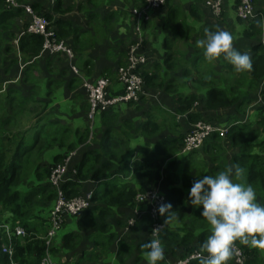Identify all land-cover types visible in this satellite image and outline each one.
I'll use <instances>...</instances> for the list:
<instances>
[{"label": "trees", "instance_id": "obj_1", "mask_svg": "<svg viewBox=\"0 0 264 264\" xmlns=\"http://www.w3.org/2000/svg\"><path fill=\"white\" fill-rule=\"evenodd\" d=\"M17 1L31 4L35 12L47 16L49 19L48 28L54 33L55 39L64 41L72 49L75 58L77 55L87 56L93 50V46L98 43L97 38H104L108 30L112 28L109 23L100 21V25H94V31L91 34H85L83 30H77L79 27L83 28L82 25L77 24V21L82 22L81 14L73 11L80 8L86 9L88 4H84L83 1V4L76 6L72 1L68 3L65 0H55L54 6L50 7L49 10H44L37 1ZM228 1L225 2L228 3ZM111 2L112 0H107L106 5ZM169 2L170 0L167 3ZM87 3H92L94 9L86 10V15L91 18L100 17V11L95 10L100 6V3H93V1H87ZM233 5L236 7V1ZM193 7L200 9L198 6ZM197 9L192 11H197ZM175 11L177 10L174 7L168 8L167 16L159 25L160 28L167 30L169 33L164 39V45L167 49L171 47L170 36H174L175 32L179 33L176 28L171 26L176 16ZM221 13L220 20H227L228 11L225 9ZM25 14L22 7L14 8L9 6L6 0H0V42L5 41L9 33L14 39L17 35L14 25L19 19L22 21V33L18 34L16 42L6 45L7 52L0 53L5 61V65L0 66V69H2V72H0V220H18L26 232L25 235H14L11 240L0 233V264H11V259L3 251V246L11 248L13 252L12 260H15L18 264H40L46 251L45 236L48 235L49 213L58 197L55 187L49 182V178L53 169L57 166H63L65 159L74 150H77L76 154L78 152V156L71 157L69 170L76 168L77 173L68 176L61 184V189L67 198H73L83 194L81 192L85 184L91 181L92 186L86 187L85 191L92 190L93 196L91 205L87 209L82 211L76 218H67V222H71L69 219L76 221V227H74L76 229H66L60 240L52 245L51 254L53 253L54 257L58 255L61 257L66 254L65 251L77 254L82 246H85L86 238L90 239L92 236L104 235L108 232L106 242L102 243V258L106 256L107 259L114 250V248L109 250L110 244L114 245L113 242L116 241L118 235L109 232L111 229L110 219L115 217L117 211H120L122 221L119 224L122 231L126 225L124 217L128 216L125 215V212L132 211L134 214V208L138 205L136 196L138 193L147 192L143 190L147 189V185L153 181L154 177L153 171H144L143 165L135 161L133 163L135 166L134 176L140 183L139 191L142 192H138L136 182L126 181L118 188L115 182L109 181L110 178L117 175L128 174L131 160L125 156L130 137H133L135 133L143 132L147 134L156 129L159 134L163 129L170 128L169 132L176 135L173 141L163 138L156 143L155 150L150 149L149 143L143 149L145 157L155 161L173 157L175 145L182 148L184 144L186 135L176 134L175 132L181 125L176 118L178 114L186 115L185 119L190 123L188 131L198 121L210 123L220 128L226 127L229 123L240 122V117L246 114L245 108L247 105L255 100L252 97L253 92L255 94L264 78V46L260 39L263 32L260 27L261 20L258 21L259 17H257L258 20L256 18L250 20L239 35V37L252 40L250 42L252 46L249 49L252 62L250 71L236 72L230 64L225 70L226 75H232L229 76L230 80H228V77H224V80H216L211 76L193 77V81L197 82V86H191L190 93L177 94L178 107L175 111L176 114L168 111V114L161 120L154 116H148L137 126H135L136 123L132 119L124 117L121 106H132L144 96H141L139 101L112 105L100 112L96 119L97 126L92 130L88 125L75 126V124H72L73 120L66 121L61 118L64 113L61 112L60 105L54 103V96L58 89H61L64 85L73 88L75 84L80 82L79 77H68V81L63 79L68 71L62 69L63 66L58 65V62L62 59L60 54L66 56L65 53L62 51L51 53L45 50L44 36L26 31L31 19H24L23 16L27 15ZM71 14L77 15L76 20L70 17ZM94 15L97 16L92 17ZM160 18H162V15H160ZM145 21L150 20L147 19L143 22ZM149 23L145 22L143 24L149 25ZM95 33L96 37L94 36ZM229 33L232 35V32ZM67 38L72 42L70 46L67 43ZM144 38L145 45V35ZM122 41L126 42L122 38L117 45H114V50L115 47L121 46L119 44H122ZM233 43H235L234 37ZM88 47H91V49L88 50ZM127 50L117 51L112 56V67L103 70L101 75L108 78L110 75L114 76L115 71L119 72V67L126 63L124 57ZM195 53H198V51H195ZM40 56L46 57L45 66L48 72L43 97L39 94L44 77L40 78L31 73V71L40 73L38 64ZM198 59L199 55H196L193 59L196 65L199 64ZM28 61H32V63H27ZM89 62L90 60H87L85 66L89 65ZM164 62L167 64L165 66L178 70L172 62V52L166 51ZM191 65L189 68H183L182 78L191 77L193 73L201 75L203 70L199 66L194 70ZM15 67H17V70H14ZM158 67L159 64H155L153 68H143L141 70L144 90L149 94H153L151 90L176 91L179 84L165 82V75L168 72L167 67H163L162 71H159ZM88 73L90 72L88 71ZM86 77L89 78V76ZM117 79H111L112 83L109 82L111 85L109 84L108 90L111 96L121 91L119 78ZM116 81L117 88L113 91ZM180 84H184V82L182 81ZM86 93L75 94L73 98L75 102L81 101L82 108L84 107V110L87 111L89 105L86 104V107L84 103L87 101ZM261 94L264 96V92ZM262 99L263 103H259L257 107L261 114L257 127L252 128L250 123L241 122V124H235L228 128V131L224 133L215 132L211 134L215 140L226 136H229L231 140H238L235 145L240 149L241 156L234 158L233 163L243 168L245 182L253 187L257 199H259L257 202L260 204H264V97ZM79 108L81 112V107ZM76 110L77 105H74L72 111ZM131 129L135 131L130 133ZM32 132L35 133L34 140L28 143V137ZM90 136L91 139L89 140ZM154 136H156V133H154ZM253 141L256 142L255 145L259 148L256 153L251 150L254 147L251 144ZM54 149H59V151L51 157H47V154ZM197 150L188 154L192 155ZM218 168L219 171L222 170L217 167L213 172H218L216 171ZM167 169L166 179L168 183L172 184V187L169 190L166 188L163 190L166 197L165 204H171L172 206V209L167 210L166 214H170L173 219L166 223L165 216H161L159 219L162 228L159 231L158 238L164 248L165 255L164 260L160 261L159 264H176L179 260L188 258L194 252H199L200 244L210 233L209 225L206 220L199 217V214L195 215L196 218H194L195 216H191L192 218L188 216L184 194L175 185L179 181L176 172L177 162L174 160L169 162ZM69 170L67 174L72 175ZM207 175H211L210 172ZM140 208H143V206L141 205ZM140 218L139 221L136 218L134 224L130 227L133 231H136L143 226H148V238L138 243L136 247L138 259L146 251L142 250L140 245L153 237V226L158 222L149 212L143 213ZM67 222L64 223V230ZM234 244L243 251L245 255L244 264H263L264 249L249 247L239 243V241H234ZM119 245L120 248L116 249L117 254H121L123 251L125 255L129 251L128 249H131V246L123 243V241ZM84 249L88 251L86 247ZM90 254L88 264H100L98 262L101 257L100 253L92 251ZM68 257H71V255H68ZM60 259H58V264H69L66 261L60 262ZM134 260L137 261V258ZM123 262L124 259L122 258L120 264H123ZM74 264H78V262ZM187 264H199V258L191 259ZM228 264H237L234 255Z\"/></svg>", "mask_w": 264, "mask_h": 264}, {"label": "crops", "instance_id": "obj_2", "mask_svg": "<svg viewBox=\"0 0 264 264\" xmlns=\"http://www.w3.org/2000/svg\"><path fill=\"white\" fill-rule=\"evenodd\" d=\"M32 1H37L42 5V8L44 10H49L50 7L54 6L55 4V0H32ZM65 1H69V0H65ZM72 1V3H74L76 6H79L80 4H83L82 1L84 2V4H88L87 8H80L82 11H86L90 8H93V4L92 3H87V1H93V3H100V6L95 8V10L100 11V17H96V18H91L90 16L83 14L81 15V21H77L78 25H82L83 28L79 27L77 28V30L80 31H84L85 34H91L94 31V25H100V21H103V23H109V26H113L114 29L115 27H119L120 23L117 22V19L119 20H123L122 18H124V16H126L125 18L129 17V15H124L121 11L120 8L123 9V4L124 2H127L129 0H112V2L109 5H106L107 0H70ZM131 2H138L136 4V6H140L142 7L144 5V0H130ZM183 0H170L169 3L168 0L166 1V3L158 10H156L148 20L150 21H145V22H150L149 25H145L143 23L145 22H138V20L134 17H132V22L131 25L132 27L128 30V33H125L124 36L120 37L119 42L121 41L122 38H124L126 41H132L129 46H128V50H127V54L124 57V61L126 62L125 65H121L120 67L126 66L128 64V53L130 50V47L135 44L136 42L139 41L140 36L142 37V52L143 54L146 55L147 57V62L143 65L139 67L138 72L140 73L141 70L143 68H153V66L155 64H159L158 70L162 71L163 67H167V74L165 75V82L166 83H173V84H179V88L175 91H169V92H165L163 89L162 90H151V92L153 94H149V95H144V97L138 102L133 104L132 106L129 105H124L121 106L122 107V112L124 114V117H128L130 119H132L136 125H139L141 122H143L146 118H148V116H154L156 117L158 120H161L159 117L161 116V111L156 113L154 110V106H155V102L158 100V96L160 94L161 97L159 100H164L165 102L163 103L166 106V109H162L165 113V115L169 113H174L176 114V109H177V94H181V93H190L191 92V86H197V82L195 81L192 83H189L188 81V77H184L182 78V71L184 67L189 68V66L193 63V59L195 58L196 55H199V63L203 61V59L207 62V64H202L201 65H210V66H215L217 65L216 63L213 62H221L229 65L230 63H228V61H226L223 56L217 58L216 60H212L211 62H209L208 60H206L203 56V53H201V51H203V49L201 47H198L196 42L198 40H203L204 39V33H205V29L207 28H212L213 26L218 27L219 29L225 28V27H230L232 30H234L236 28V26H238V24L236 23V21H234L235 19L241 20L237 17L236 15V8L233 5L234 1H228L225 2L223 4V10H227L228 11V18L227 20L221 21V14L219 15H215L212 11V8L208 5V1L209 0H187V2H183L182 4H180L179 2ZM186 3V4H185ZM255 3V10L257 13V17L259 15H264V0H254ZM24 4V3H23ZM31 5V4H29ZM181 6L183 7V9L181 8ZM193 6H198L200 7V9L198 10L197 8H194ZM120 7V8H119ZM174 7L175 10V18L171 24L172 28H176L177 31H179V33H174V36L171 35L170 36V48L167 49L164 45L165 41V37L167 35H169V33L167 32V30H164L163 28H160L159 25H161L162 20L167 16V12H168V8H172ZM193 7V8H192ZM94 9V8H93ZM197 11H192V10H196ZM111 11V12H110ZM126 14L128 13V10H125ZM113 12V19L111 21V14ZM108 13V14H107ZM42 15V14H41ZM101 15H103L101 17ZM160 15H162V18H160ZM97 15H94L92 17H95ZM47 17V16H46ZM48 19V18H47ZM183 19V20H182ZM21 20V19H19ZM18 20V21H19ZM49 20V19H48ZM181 20V21H180ZM17 21V22H18ZM109 21V22H107ZM111 21V22H110ZM176 21H180L179 23H181L180 25L177 23ZM232 26V27H231ZM17 28V24L15 23L14 25V30L16 31ZM109 31V30H108ZM144 35L146 36V41H145V45H144ZM9 37L10 33H9ZM161 38V40H159ZM177 39V40H176ZM16 42V37L9 42V44H14ZM155 43V46L152 47L151 43ZM121 45V43L119 44V46ZM234 45V44H233ZM91 47H88V50H90ZM93 49V48H92ZM156 50V53L153 52ZM174 50V52H173ZM107 51L109 52L108 55H103L100 53L99 56H102V58L100 57H92V50L87 54V56L82 57V56H76V58H74V62L71 63L69 62V66L71 71L72 70V66L75 65L79 71V74H75V77H79L80 82H78L77 84H75V86L73 88H68L66 85H64L63 87H61V89H58V91L56 92L55 96H54V103H56L58 106L59 105H63V106H59L61 109V112L64 113V115L61 117L62 119H65L66 121H72L73 120V125L75 124V126H85L88 125L90 127L91 123L90 120L88 118V113L90 111V107L89 109L86 111V109L84 110V107L82 108V104L81 101H78V105H77V110L76 111H72V107L70 106H66L64 104H68L70 102L74 101V104L76 103L74 100V95L75 94H84L86 93L85 88L83 87V79L82 77H86L89 76L90 78L92 77H105L107 78L105 75H101L102 71L105 70L106 68H110L112 67L111 65L113 64L112 62V58L110 56V51L109 49H107ZM166 51L168 52H172V62L174 63L175 67L178 68L177 69H173V68H169L165 62H164V55L166 53ZM176 51V52H175ZM195 51H198V53H195ZM63 52V51H62ZM52 53V52H51ZM65 53V52H64ZM62 58H66L67 54L65 53L66 56H64L63 54ZM73 57H74V53H73ZM58 58V57H56ZM67 59V58H66ZM90 60L89 65L85 66L86 61ZM68 61V59H67ZM27 63H32V61H28ZM46 57L40 56L38 58V64H39V68H40V73L37 72H32V74L37 75L38 77H44L43 82L41 83V90H40V96L43 97L45 94V81H46V77L48 75V72L46 70ZM165 64V65H162ZM74 66V67H75ZM221 65H218V68ZM119 67V68H120ZM118 68V69H119ZM218 68H215L216 70H218ZM181 69V70H180ZM14 70H17V67H15ZM222 71V78L219 80H224V77H228V80H230L229 76L232 75H226L225 70L220 69ZM88 71L90 73H88ZM156 71V72H159ZM181 73V75H180ZM60 75V74H59ZM74 75L72 74H68V76H63V79L65 81H68V77H74ZM141 75V73H140ZM119 78V73L118 71L114 72V76H109L107 79L110 83L111 79H117ZM214 78V77H213ZM110 79V80H109ZM118 81V79H117ZM117 81L114 84L113 87V91H115V89L117 88ZM184 82V84H180V82ZM264 81L263 80L260 82L259 88L258 90L255 91V94L253 92V98L255 100H253L251 103H249L247 105V109L245 108V113L243 116L240 117L241 121L240 122H233V123H229V125H227L229 128H231L233 125L235 124H241V122L244 123H250L251 127H257L258 124V119L260 117V113L257 110V107L259 105V102L261 101V103H263V99L262 97V92H264V90L261 88L262 83ZM111 85V84H110ZM84 91V92H83ZM27 93V91H26ZM86 97H87V101L84 102L85 106L87 107V105L90 106V102H89V98L88 95L86 93ZM87 104V105H86ZM81 107V112H80V108ZM136 107V108H135ZM160 108V107H157ZM179 115V114H178ZM177 115V120L181 123L180 125V129L177 128L176 129V134L177 133H182L184 134V136L186 135V132L188 131L189 127H190V123L187 122L186 115L183 114L184 116H182V114L179 115L178 117ZM170 117V115H168ZM192 124V123H191ZM170 128H165L163 129L162 132H160L158 134V130H153L150 133H143V132H139V133H135V135L133 137H130V141L127 145V150H126V158L131 160L130 166H129V170H128V174L125 175H117L115 177H112L109 179L110 182H115L116 186L119 188L120 186H122L123 182L126 181H133L136 182V186L138 187V192H142L139 191V188L141 187L140 183L137 181V179L134 176V162L138 161L143 165V169L144 171H153V181L150 182L147 185V189L143 190V191H147L150 188H154V187H158L157 183L159 181V177L157 175L156 168H160V166H162L164 163L168 164L169 162H171L172 160L177 162V174L179 176V181L178 183H176V186L182 189V192L184 194L185 197V208L188 211V216L189 217H194L195 215L199 214V217L201 218L200 212L202 210V206L200 208H197L193 205H191L188 202V192L189 189L191 188V185L193 183V181L195 179H198V176H202V175H207L208 172H210L211 175H215L217 172H213V170H215L217 167H220V169H224L225 167L234 164L233 163V159L234 158H239L241 155V151L240 149L237 147V141L238 140H231V138L228 136H226L225 138L222 139H218L215 140L212 136L206 138L204 140V144L202 145V147L200 149H198L197 151H195L192 155L188 154H184L182 155L180 153V148L178 145H175V151L173 154V157L170 158H166V159H157L155 161H151L150 159H148L147 157H145L144 153H143V149L147 146V143H149V147L152 150H155V146L156 143L158 141H161V139L163 138H168L170 139V141L174 140V137L176 135L171 134V132H169ZM135 130L131 129L130 133H133ZM154 133H156V136L153 137ZM92 136V135H91ZM91 136L89 137V140L91 139ZM225 136V135H224ZM223 137V136H222ZM149 141V142H148ZM260 141V139H259ZM257 142V140H256ZM256 142H251V144L254 145L253 149H251L254 153H256V151H259L258 146H256ZM59 149H54L53 151L49 152L47 154V157H51L52 155L55 154V152H58ZM77 150L72 151V155H78V152L76 154ZM133 164V165H132ZM223 167V168H222ZM71 171L72 175H68L66 173L65 175V179L69 176H73L77 173L76 168L69 170ZM219 171V168L216 170ZM162 173V170L161 172ZM159 173V176H160ZM167 176V174H166ZM64 179V180H65ZM63 180V181H64ZM62 181V183H63ZM239 183H243V184H247L245 182V176H242L241 181H237ZM61 183V184H62ZM87 183V182H86ZM92 186V182H88L87 184H85V187L83 188L82 192L83 194H79L77 196H83L85 195L87 192L92 191V190H86V187H91ZM55 187V186H54ZM160 187V186H159ZM161 187L164 189L165 187L169 190L172 187V184L168 183V181H162L161 183ZM56 189V188H55ZM62 190V189H61ZM63 191V190H62ZM57 192V189H56ZM93 192V191H92ZM58 194V192H57ZM259 200V199H257ZM198 212V213H197ZM125 216L124 219L126 220V225L123 228V230L121 231L120 228V224L119 222L122 221L121 219V212L117 211V214L115 215V217H113L112 219H110V223H111V229L109 230V232H114L117 233V238L116 241L114 240L113 244H110L109 250L113 249V252H111V254L107 257L106 256L104 258H101L100 260H98V262H100V264H120L121 263V259H124L123 264H128L129 259L132 257L137 258V261L132 264H147V261L144 259L143 254L141 256V258L138 259V252L134 250V248L137 247L138 243H141L144 239L148 238L147 235V231H148V226H143L142 228L133 231L132 228L128 229V222L130 220L131 217H134V214L132 211H126L125 212ZM120 217V218H119ZM191 217V218H192ZM196 218V216L194 217ZM141 218H139L137 221H139ZM71 222H67L68 220H65V223L67 222V224L65 225V230H71L74 227H76V221H72ZM136 221V222H137ZM13 222L15 224H20V222L18 220H13ZM21 225V224H20ZM127 228V229H126ZM132 230V231H131ZM85 234V233H84ZM109 233L106 232L104 235H95L90 237V239L85 241V246L83 245L82 248L80 249L79 253L77 254H73V252H69V251H65L66 254H60L62 255L60 258V262H64L66 261L69 264H74L77 262H85V260L87 258H89L91 256V252L92 251H97L98 248L100 247L101 250L99 252H103V247H102V243L106 242V236H108ZM153 239V237L151 238ZM93 240V241H92ZM123 241V243H127L131 246V249H128L129 251L124 255L123 251L121 254H117L116 253V249L118 250L120 247L119 243ZM91 244L89 250H85L84 248L86 247V245ZM112 247V248H111ZM98 252V251H97ZM68 255H71V257H68ZM53 259L56 262V264H58V260L56 259V257H54L53 253H52ZM59 256V255H58ZM112 258H115L114 262L108 261ZM86 264V263H84ZM263 264H264V259H263Z\"/></svg>", "mask_w": 264, "mask_h": 264}, {"label": "built area", "instance_id": "obj_3", "mask_svg": "<svg viewBox=\"0 0 264 264\" xmlns=\"http://www.w3.org/2000/svg\"><path fill=\"white\" fill-rule=\"evenodd\" d=\"M166 1L167 0H144V5L142 7L132 9L131 13L135 16L139 23L143 22L144 20L149 19L155 10L160 9ZM225 1L226 0H209L207 3L212 8L213 13L215 15H219ZM231 1H236V15L239 19L242 21H250L256 18L257 13L255 10L254 0ZM6 2L9 6L14 8L22 7L24 11L30 15L31 21L26 31L43 35L45 39V50L52 53L63 51L70 58L73 57L72 49L69 48L64 41H57L55 39L54 33L48 28L49 20L45 15L38 14L33 11V7L31 5L19 3L17 0H6ZM141 46L142 37L140 36L139 41L130 47L128 53V64L120 67L119 69L118 73L121 91L118 94L114 96L109 95L108 87L110 83L105 77H82L83 87L88 94L90 102L88 118L90 120V128L92 130L97 126L96 119L102 110H105L115 104H126L131 101H139L141 96L149 95V93L144 90V80L138 72L139 67L143 66L147 62V57L143 54ZM72 70L75 74H79L76 67L72 66ZM261 88L264 90V81ZM228 128V126L224 128L215 127L213 124L198 121L193 124L187 132L182 149L185 154L199 149L209 135L215 132L224 133L228 131ZM71 155L72 154L65 159V164L63 166H57L53 169L49 178V182L57 189L58 197L49 213V229L47 230L48 235L45 236L46 251L40 264H56L51 254V247L54 243H57L66 232V230H64L65 220L69 217L76 218L82 211L91 205V199L93 196L92 191L87 192L83 196L67 198L61 190V183L65 179L66 175V160L70 159ZM165 198V194L161 193L158 187L150 188L146 193H138L136 196L138 205L134 208V217L130 218L127 228L131 229L130 227L134 224L136 218L139 219L143 213L149 212L150 215L158 221L154 224L153 230L159 229L160 231L162 226L159 219L162 215L158 212V207L161 204H165ZM141 205L143 208H140ZM0 231L8 240L13 239L14 235L26 234L24 227L20 224H15L12 219L0 220ZM159 231L155 233V235L152 232L154 239H159ZM3 251L9 255L11 264H17L15 260H12L13 252L9 246H3ZM196 253L198 252H194L184 260H179L176 264H187L191 259L199 258ZM233 253L236 263L244 264L245 255L235 244H233Z\"/></svg>", "mask_w": 264, "mask_h": 264}, {"label": "clouds", "instance_id": "obj_4", "mask_svg": "<svg viewBox=\"0 0 264 264\" xmlns=\"http://www.w3.org/2000/svg\"><path fill=\"white\" fill-rule=\"evenodd\" d=\"M264 29V21L260 23ZM203 49L206 60L223 56L236 72L250 71L251 57L233 46L231 33L205 29L204 39L196 42ZM243 168L232 164L215 175L198 176L188 192V202L200 208L201 217L209 225V235L200 244L199 264H228L233 257L234 241L253 248L264 249V204L257 202L256 192L251 185L239 183ZM171 204H161L158 212L166 217L165 223L173 219L167 210ZM159 229H154L153 234ZM147 264H159L165 258L159 239H150L140 245ZM206 254V255H204Z\"/></svg>", "mask_w": 264, "mask_h": 264}, {"label": "rangeland", "instance_id": "obj_5", "mask_svg": "<svg viewBox=\"0 0 264 264\" xmlns=\"http://www.w3.org/2000/svg\"><path fill=\"white\" fill-rule=\"evenodd\" d=\"M187 2V0H183V2ZM229 1H231V0H229ZM70 2V0L68 1V3ZM179 2V1H178ZM182 1H180L179 3L180 4H182L183 3ZM138 2H131L130 0L129 1H127V2H124V4H123V9H125V10H128V13L126 14V11L125 10H123V9H121L120 7V11L124 14V15H129V17H127V18H125L126 16H124V18H122L123 20H119V19H117V22H119L120 23V25H119V27H115V29H114V27L112 26V28L108 31V33H107V35L104 37V38H97V40H98V43L97 44H95L94 46H93V52H92V57L93 58H95L96 56L97 57H101L102 58V56H99L100 55V53L101 54H103V55H108V51H107V49H109V51H110V56H111V58H112V56H114L115 55V53L117 52V51H119V50H122V49H125V50H127V46H128V44L130 43V41H122V44H121V46L120 47H115V50H114V45H117L118 43H119V40H120V37L121 36H124L125 35V33H128V30L132 27V25H131V22H132V17H134L135 18V16L131 13V11H132V9H134V8H137V7H140L139 5L138 6H136V4H137ZM186 4V3H185ZM255 4V3H254ZM182 5H184V4H182ZM181 8L183 9V7L181 6ZM33 9V11H35L34 10V8H32ZM73 12H77V13H79V14H81V15H83V14H86L85 13V11H82V10H77V11H73ZM111 12V11H110ZM26 13V12H25ZM27 14V13H26ZM25 14V15H26ZM108 14V13H107ZM109 15H111V21L113 20L114 21V17L112 16L113 15V12L111 13V14H109ZM76 14H71L70 15V17H73L75 20H76ZM103 15H101V17H102ZM24 17V19H31V17H30V15L29 14H27L26 16H23ZM22 17V18H23ZM238 17V16H237ZM259 17V20H258V18H257V16H256V20H258V21H260L261 20V22L262 21H264V15H259L258 16ZM183 20V19H182ZM110 21V22H111ZM181 21V20H180ZM180 21H176V24L178 23L179 25L181 24V23H179ZM234 21H236V23L238 24V26H236V28L234 29V30H232L230 27H225V28H223V30H225V31H227V32H232V35H233V37H234V40H235V43H233L234 45V48H236L238 51H240V52H247L248 54H249V49H250V47L252 46V44L250 43L252 40H248V39H245V38H243V37H239V35H240V32H241V30L246 26V25H248V22L249 21H241L240 20V22H239V20L238 19H235ZM16 24H17V28H16V36L15 37H17L18 36V34L21 32L22 33V26H21V24H22V21L21 20H19L18 22H16ZM214 28H218V27H216V26H213L212 28H207L208 30L209 29H211V30H214ZM263 30V32H262V34L260 35V39L262 40V44H263V46H264V29H262ZM7 32V31H6ZM95 37L97 36L96 35V33H95V35H94ZM13 40V38L12 37H9V35L7 34V38H6V40L5 41H3V42H0V53L1 52H7L6 51V49H5V46L6 45H8L9 44V42L10 41H12ZM67 40V43H68V45L70 46L71 44H72V42H71V40L69 39V38H67L66 39ZM159 40H161V38L159 39ZM116 41H118V42H116ZM151 46L152 47H154L155 46V43L153 42V43H151ZM153 52H155L156 53V50L155 51H153ZM201 53H203V51H201ZM4 55V54H3ZM68 59V61H67V59ZM65 59L64 58H62L61 60H59V62H58V65L59 64H61L62 66H63V68L62 69H65L66 71H68V74L69 73H71L72 75H74V73L71 71V69H70V66H69V62H71V63H73L74 62V58L75 57H72V58H70L68 55H67V57H66ZM209 62H211V61H209ZM201 63L202 64H207V62L203 59V61L202 62H200L198 65H196L194 62L192 63V69H194L195 70V68H198V66H199V68L201 69V70H203L202 71V73H201V75L199 76L198 75V73H193L192 74V76L191 77H188V81H193V77L194 78H199V77H202V76H208V77H214L216 80H219V79H221L222 78V76H223V74H222V71L220 70V69H223V70H226L227 68H228V66L230 65H227L226 66V64H224V63H222V61L220 62H213V63H216L217 65H215V66H209V65H201ZM5 65V61H4V58H2V55L0 54V66H4ZM162 65H165V64H163L162 63ZM218 65H221L219 68H218ZM73 66H75V65H73ZM76 67V66H75ZM77 68V67H76ZM215 68H218V70H216ZM181 70V69H180ZM0 72H2V69H0ZM68 74H66L65 76H68ZM180 75H181V73H180ZM75 76V75H74ZM194 83H195V81H193ZM190 83V82H189ZM192 83V82H191ZM161 95L162 94H160L159 96H158V100L155 102V106H154V110L153 111H155L156 113H158V112H160L161 111V116L159 117L160 119L162 118V117H164L165 116V112L162 110V109H166V106L163 104L165 101L164 100H159L160 99V97H161ZM259 103H261V101L259 102ZM64 105H66V106H70V107H74V105L76 106V105H78V102H76V104H74V101L73 102H70V103H68V104H64ZM60 106H63V105H60ZM90 107V106H89ZM157 107H160V108H157ZM136 108V107H135ZM89 109V108H88ZM179 129H180V126H179ZM34 135H35V133L34 132H32L30 135H29V137H28V143H30V142H32L33 140H34ZM211 135H209V137H210ZM183 147V146H182ZM202 147V145L199 147V149ZM180 153L182 154V155H184V151H183V149H180ZM46 154V153H45ZM44 154V155H45ZM74 156V155H73ZM78 156V155H77ZM68 158V157H67ZM36 159V158H35ZM71 158L70 159H68V160H66V165H67V169H66V173L68 172V170H69V168H70V163H71ZM161 170H162V173H160L161 172ZM156 171L158 172L157 173V175H158V177H159V181H158V183H157V185H158V188H159V191L161 192V193H163V194H165V191L163 190V188L161 187V183H162V181H164V179H165V181H167V179H166V174H167V172H168V169H167V164L166 163H164L162 166H160V168H156ZM159 173H160V176H159ZM176 185V184H175ZM160 186V187H159ZM166 188V187H165ZM167 189V188H166ZM181 189V188H180ZM182 190V189H181ZM74 229H76V228H74ZM0 233H1V231H0ZM2 234V233H1ZM86 240H88V238H86L85 239V241ZM93 241V240H92ZM90 246H91V244H88V245H86V248L89 250V248H90ZM105 249V248H104ZM101 250V248L99 247L98 248V252ZM135 251H137V249L135 248ZM100 253V255H101V257L99 258V260L103 257L102 256V252H99ZM91 257V256H90ZM60 257L59 256H56V259L58 260ZM135 259V257H132V258H130L129 259V261L130 262H128V264H132L133 262L135 263L136 261L134 260ZM108 261H111V262H114L115 261V258L113 259L112 258V256H111V259L110 260H108ZM84 263H86V264H88L89 263V258H87L86 260H85V262H78V264H84ZM18 264V263H17ZM93 264V263H92Z\"/></svg>", "mask_w": 264, "mask_h": 264}]
</instances>
